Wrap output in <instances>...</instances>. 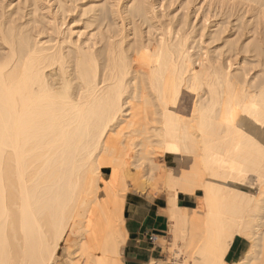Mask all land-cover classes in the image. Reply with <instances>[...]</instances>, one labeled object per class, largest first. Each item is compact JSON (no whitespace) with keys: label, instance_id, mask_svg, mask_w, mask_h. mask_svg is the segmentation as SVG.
<instances>
[{"label":"bare ground","instance_id":"bare-ground-1","mask_svg":"<svg viewBox=\"0 0 264 264\" xmlns=\"http://www.w3.org/2000/svg\"><path fill=\"white\" fill-rule=\"evenodd\" d=\"M145 186L180 264H264V0H0V264H123Z\"/></svg>","mask_w":264,"mask_h":264},{"label":"crops","instance_id":"crops-1","mask_svg":"<svg viewBox=\"0 0 264 264\" xmlns=\"http://www.w3.org/2000/svg\"><path fill=\"white\" fill-rule=\"evenodd\" d=\"M180 201L182 198L177 196L176 204L180 205ZM124 218L128 231L126 241L128 246L125 250L124 263L144 264L147 257L159 255L158 250L151 247V242L148 241L147 236L153 234L158 237L166 232L169 222L165 214L161 213L154 204L148 202L144 206H126Z\"/></svg>","mask_w":264,"mask_h":264},{"label":"rangeland","instance_id":"rangeland-1","mask_svg":"<svg viewBox=\"0 0 264 264\" xmlns=\"http://www.w3.org/2000/svg\"><path fill=\"white\" fill-rule=\"evenodd\" d=\"M145 187H147V189H145ZM145 187H144V190L143 191L148 192V194L147 193L145 194V192H143V194H144L143 195L141 193L142 190L138 192L140 195H142L141 197H144L145 199L147 198V200H144V202L146 201L145 204L147 202H149L150 204H154L156 207H158L160 209L161 212H163V208H164V205H165V199H164L165 198V196H164L165 194H164L163 189L160 188L161 191L159 189L157 191L154 188L155 190L153 192V190L151 191V189H153V187H151V189H150L149 186H145ZM149 191H151L152 193H154V195L151 192H149ZM155 191H157L158 193H156ZM178 196H180V198H182V201H180V205H182V206H184V205H190V207H191L190 209H194L195 202H196L195 199L190 200L187 196L182 195L181 193H179ZM144 202L143 201H140V205L141 206H144ZM138 205H139V203L136 206H138ZM76 212L77 211L74 212V214H73L74 216H76V214H77ZM123 214L124 213H122V216H123ZM124 220H125V218H124ZM124 225H125V221H124ZM125 228H126V226H125ZM169 233L170 232H169V224H168V228H167L166 232H164L161 235H159L160 238H158V240L156 241V243H150L151 244V247L157 249L158 250V254L160 255V256L157 255L156 257H154V258L158 259V264H180V262H183V261L186 260L185 259L186 258L185 257L186 255H184L185 253L182 252V251H180V249H178L179 247L176 244H174V242H172L173 240H172V238L170 236L171 234L169 235ZM243 240H244V238L241 237V236H236L235 237V239L233 241V244H232V246H231V248L229 250V253L227 254V257H226V262L227 263L233 264V263H237L239 261V258L241 257L242 249H245L247 247L246 246L247 244L245 245V243H244ZM170 244H172V245H170ZM63 246H64V243L63 242L62 243L60 242V247L58 248V252H57L58 255H59L58 257H62V254L61 253L63 251V249H62ZM127 246H128L127 244L124 245V249H123V253H122L123 254L122 255L123 257H125V250H126ZM97 253H98V251H96V254ZM78 254H79L78 252H74L71 255L73 261H77V259L79 258L78 257ZM124 259L125 258H123V264H125L124 263ZM55 263L56 264H59V262H55Z\"/></svg>","mask_w":264,"mask_h":264},{"label":"built area","instance_id":"built-area-1","mask_svg":"<svg viewBox=\"0 0 264 264\" xmlns=\"http://www.w3.org/2000/svg\"><path fill=\"white\" fill-rule=\"evenodd\" d=\"M147 239L149 242L155 243L158 240V237H157V235L150 234L147 236Z\"/></svg>","mask_w":264,"mask_h":264}]
</instances>
